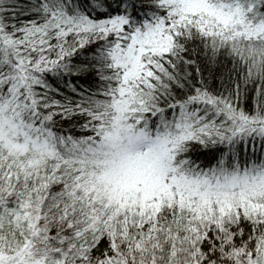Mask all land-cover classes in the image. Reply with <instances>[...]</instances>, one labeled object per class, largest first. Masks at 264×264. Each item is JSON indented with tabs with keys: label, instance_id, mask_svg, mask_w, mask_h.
<instances>
[{
	"label": "snow or ice",
	"instance_id": "1",
	"mask_svg": "<svg viewBox=\"0 0 264 264\" xmlns=\"http://www.w3.org/2000/svg\"><path fill=\"white\" fill-rule=\"evenodd\" d=\"M0 264H264V0H0Z\"/></svg>",
	"mask_w": 264,
	"mask_h": 264
}]
</instances>
